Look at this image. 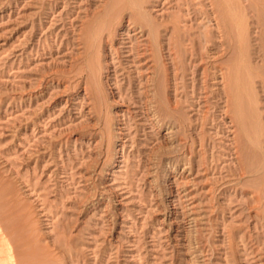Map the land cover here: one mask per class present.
Returning <instances> with one entry per match:
<instances>
[{
	"label": "rangeland",
	"instance_id": "374dc122",
	"mask_svg": "<svg viewBox=\"0 0 264 264\" xmlns=\"http://www.w3.org/2000/svg\"><path fill=\"white\" fill-rule=\"evenodd\" d=\"M110 1L0 0V225L20 251L29 246L21 263L31 253L37 261L36 253L51 264H264V204L256 198L264 174L249 173L264 165L263 122L249 126L262 130L248 140L261 148L243 143L247 173L227 189V170L239 163L237 147L229 150L238 130L220 113L206 120L214 108L194 92L206 65L191 66L189 93L180 85L177 96L196 103L186 107L189 130L141 119L137 100L155 75L153 57L133 54L143 37ZM175 2L148 0L144 10L178 19L187 11ZM254 5L264 15V0ZM244 28L236 32L246 38ZM250 44L237 56L241 66ZM255 237L253 253L246 242Z\"/></svg>",
	"mask_w": 264,
	"mask_h": 264
},
{
	"label": "bare ground",
	"instance_id": "6f19581e",
	"mask_svg": "<svg viewBox=\"0 0 264 264\" xmlns=\"http://www.w3.org/2000/svg\"><path fill=\"white\" fill-rule=\"evenodd\" d=\"M113 1H114L113 7L119 13L125 12L131 14L129 18V24L131 25V27H135L136 29H138V31H136L135 34L140 33L141 36L143 37L141 41H138L137 44L132 48L131 51H134L133 54L139 55L140 59L146 58L147 56L150 55L153 57L151 59L152 62L154 63L153 64L149 62L147 63L151 65L150 68H153L152 72L155 73V75L147 78L146 80L147 82L146 84H144L145 90L141 92V94L138 96L139 99L137 100V102L140 103L139 108L141 109L140 111L137 112V114L142 115L141 119L152 120V122H156L159 125H167L169 126V128H174L175 126H182L186 130H189V128L192 125V121L190 117L187 116L188 110H186V107L194 106L196 105V103L193 100H189V98L188 99L186 98L187 99L186 101H180L177 98V96L180 94V87H181L180 85H182L183 88L182 89L183 91L181 90L182 92H188L187 88L189 87L190 82L187 83L186 80H187V72L189 71L191 66L194 65L198 68H201L203 65L204 66L206 65L205 68H203V71L200 74L199 78H198V73L196 74L197 78H195V80H197V87L195 88L194 91L196 95L200 97L201 103L202 102L205 103L203 104L202 107L208 106L207 108H214L211 114L212 117L210 116L207 119L206 118L205 119L207 120L208 123L209 120L211 119L213 121H216L219 116V114L216 113H220L224 115V117H229L230 126L231 125L235 126L236 129L238 130V135L234 137L235 145L230 146L229 150L231 151L232 147H237V149L233 153L238 154L236 157L239 158V163L238 166H236L233 169L232 167L231 169L229 167L224 177L225 179L224 183H226V188L228 189L232 187L233 185H235L234 181L238 183L241 180L242 175L244 173H247V171L243 167L244 165H242L241 162V158H243L242 151L244 144L248 148L249 147L253 149L257 148L258 151L261 148V143L262 146L264 147V138L262 135H260L262 136L261 143H259L258 141V143L260 144V148L258 143L252 142L253 144H251L248 141L250 139L249 137L250 136L252 137L251 132L253 134L254 133L253 130H255L259 124L258 122V124L256 125L255 122H257L259 119L260 122L262 121L263 122L262 124L264 125V111L263 109H262L263 112L259 111L261 109H258L260 106L264 107V104L261 103V102L264 103V76H261L256 72V68L258 67L264 69V15H262L260 11H258V9L255 7L254 5L255 0H176L175 5H177L180 10L187 11L184 15L183 14L178 15L177 17L178 19H176L175 16L174 18L172 17L171 19H169L165 17V15L160 16L159 14L153 17L151 15L153 12L148 13L147 11L144 10L145 8L144 3L148 0H139L138 2H133V3L132 2L128 3L127 1L123 2L122 0H113ZM110 2H112V0ZM157 9L158 8H156L153 11H156ZM147 15L152 16L151 19L150 18L146 19L148 18ZM114 18H112V20ZM160 18L161 21L159 20ZM201 18L206 19V23L208 22L210 25L215 24V27L208 28V26L204 24L207 26V28L204 26V30H201V27L203 26V24L199 23V19ZM120 20L121 18L116 19L117 22ZM181 21H188L191 23L188 26H181V24L179 25ZM114 22L115 19L113 20V23ZM244 22L247 26L246 27L247 30L243 26ZM157 24L159 26H157ZM158 27L159 28L162 27V28L159 29ZM238 27H241V29L244 28L246 30V32L248 33V34L246 33L247 35L246 38L251 41V44L247 49L249 50V55L248 58L244 61L245 65L243 66H241L242 64L239 60L240 58L238 59L237 56H239L240 51L243 49L244 40L247 39L245 37H240L239 35H237L236 29ZM160 30H164L166 34L170 32V36L168 38H162L161 36L162 33L161 34L159 33ZM146 33H148L147 36H145ZM112 34H110V36ZM164 39H166V41H164ZM217 53H221V54L215 56V54ZM223 57H227L228 60L219 62V59H222ZM121 58L123 57L121 56ZM151 59H149L148 61H151ZM85 61L88 62V60ZM87 68L88 67H86L85 69L87 70ZM239 74L242 75L239 76ZM243 75L246 78L243 77ZM220 76L222 77V80L219 83L222 84V87L219 88L218 90L215 89L212 90L210 81L213 79H217ZM182 79H183L182 81L183 83L179 81ZM89 88L91 90V87ZM248 88L254 89L255 92H253L251 89L248 90ZM247 90L250 92L252 91L253 92V93L251 92L252 94L254 93L257 94H255V97H253L254 95L252 96L251 93L247 92ZM136 92L137 91H135L134 93ZM184 95H187V93L186 94L184 93ZM258 95L260 96V99L262 101H260V99L258 100L259 97ZM131 98L133 97L131 96L129 99ZM182 112L183 115L180 114ZM254 124L256 125V127L251 131L253 127L249 129V126ZM215 125H217V123ZM136 129H138V126ZM244 129H247L246 130L247 132L249 130L250 133L247 132L245 134H241V132L239 133L240 130H244ZM263 130H264V126H263ZM255 133L257 135L258 131ZM259 133L262 134V130ZM185 135H187L186 136L187 138H190L189 133L188 134L185 133ZM249 173H252V176L255 178L262 176L264 174V165L261 167L257 166L256 168L249 171ZM12 187H14V184L12 185ZM14 191H12L11 189L9 192L14 193ZM260 191L261 190H258V193H256L257 194L256 198L257 201L260 203V205H263L264 191L263 193L262 191L261 192ZM11 195L13 194L11 193ZM1 218L2 217H0V219ZM3 225L5 224L3 223ZM10 226L11 225L9 224V228ZM3 227L4 226L0 225V239L2 238V240H0V264H22L25 261H22L21 263L19 253L24 252L23 251L24 249L27 250L29 246L27 245L28 246L27 248L26 246L25 248L22 247L23 250L20 247V249L22 250L20 251L18 246L19 243L18 245L15 246V244L13 243L14 239L12 240L11 238L10 240L6 236L9 235L10 233L8 232L9 234H7L5 228ZM11 230L12 229H10V232H12ZM29 235L26 237L29 238ZM256 243H259V240L255 237V239L253 238L249 242H246V248L249 249L252 247L253 250L251 252L255 253L256 247H253V245H255ZM38 255L35 253V256H37V261H34V258L36 257H33L34 255L31 253L32 259L29 260L28 258L29 261L26 264H45L47 262L46 260L47 258L45 259L43 257L44 261H46L44 263L43 260L41 261L42 255L40 257L41 259L38 257ZM53 260H55V258ZM48 262L50 263V260H48Z\"/></svg>",
	"mask_w": 264,
	"mask_h": 264
}]
</instances>
